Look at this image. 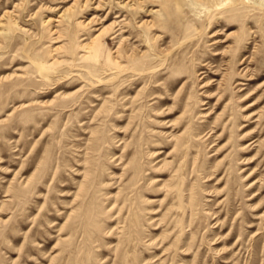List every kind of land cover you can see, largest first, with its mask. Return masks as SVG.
Instances as JSON below:
<instances>
[{
  "label": "rangeland",
  "instance_id": "1",
  "mask_svg": "<svg viewBox=\"0 0 264 264\" xmlns=\"http://www.w3.org/2000/svg\"><path fill=\"white\" fill-rule=\"evenodd\" d=\"M0 264H264V0H0Z\"/></svg>",
  "mask_w": 264,
  "mask_h": 264
},
{
  "label": "bare ground",
  "instance_id": "2",
  "mask_svg": "<svg viewBox=\"0 0 264 264\" xmlns=\"http://www.w3.org/2000/svg\"><path fill=\"white\" fill-rule=\"evenodd\" d=\"M7 15V14H6Z\"/></svg>",
  "mask_w": 264,
  "mask_h": 264
}]
</instances>
